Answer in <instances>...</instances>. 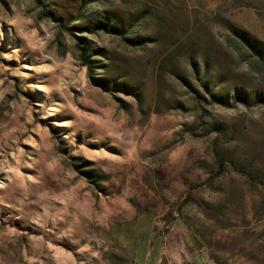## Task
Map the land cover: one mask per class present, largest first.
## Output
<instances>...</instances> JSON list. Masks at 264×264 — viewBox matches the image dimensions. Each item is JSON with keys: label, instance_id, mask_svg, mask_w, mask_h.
Here are the masks:
<instances>
[{"label": "rangeland", "instance_id": "1", "mask_svg": "<svg viewBox=\"0 0 264 264\" xmlns=\"http://www.w3.org/2000/svg\"><path fill=\"white\" fill-rule=\"evenodd\" d=\"M241 35L264 0H0V264H264Z\"/></svg>", "mask_w": 264, "mask_h": 264}, {"label": "trees", "instance_id": "2", "mask_svg": "<svg viewBox=\"0 0 264 264\" xmlns=\"http://www.w3.org/2000/svg\"><path fill=\"white\" fill-rule=\"evenodd\" d=\"M101 23H106V22L103 21ZM102 29H106V28L102 27ZM111 29H112L111 31H115V30L120 31L119 29H117L116 25H113L111 27ZM76 37L79 40L78 47L80 49V59H81L82 63L88 67L89 72L92 73V71H94V68L96 67L95 63L97 62L96 58L95 59L92 58V55H93L92 52L96 53L95 55H98L99 54L98 51H100V49L95 48L92 45V41L90 39H87V38H85V37H83L81 35H77ZM241 37L246 42H248L253 47V49L254 48L259 49L258 45L255 44L252 40H249V38L247 36L241 35ZM129 40L132 41V42H137L138 41V37L137 38H131V39L129 38ZM258 51H259L258 53L261 56H262V53L264 55V52L261 49H259Z\"/></svg>", "mask_w": 264, "mask_h": 264}]
</instances>
